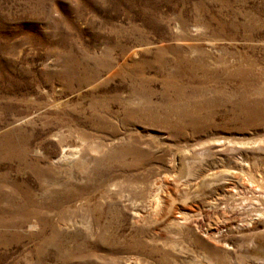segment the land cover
Instances as JSON below:
<instances>
[{"label":"rangeland","instance_id":"rangeland-1","mask_svg":"<svg viewBox=\"0 0 264 264\" xmlns=\"http://www.w3.org/2000/svg\"><path fill=\"white\" fill-rule=\"evenodd\" d=\"M0 264H264V0H0Z\"/></svg>","mask_w":264,"mask_h":264},{"label":"bare ground","instance_id":"bare-ground-1","mask_svg":"<svg viewBox=\"0 0 264 264\" xmlns=\"http://www.w3.org/2000/svg\"><path fill=\"white\" fill-rule=\"evenodd\" d=\"M252 190H256L255 188L253 189L252 188ZM263 197V196H262ZM260 199H258L259 201L261 200L262 201V198L261 197H259ZM255 203H257V204H260L259 202H257V201H255Z\"/></svg>","mask_w":264,"mask_h":264}]
</instances>
